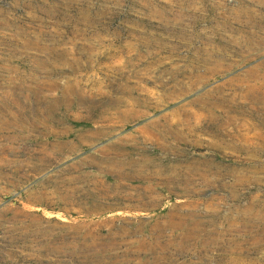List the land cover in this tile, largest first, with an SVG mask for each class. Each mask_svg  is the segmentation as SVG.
<instances>
[{
	"label": "rangeland",
	"instance_id": "rangeland-1",
	"mask_svg": "<svg viewBox=\"0 0 264 264\" xmlns=\"http://www.w3.org/2000/svg\"><path fill=\"white\" fill-rule=\"evenodd\" d=\"M0 264H264V0H0Z\"/></svg>",
	"mask_w": 264,
	"mask_h": 264
}]
</instances>
